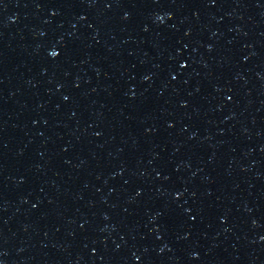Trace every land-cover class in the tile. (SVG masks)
Wrapping results in <instances>:
<instances>
[{
	"label": "water",
	"instance_id": "water-1",
	"mask_svg": "<svg viewBox=\"0 0 264 264\" xmlns=\"http://www.w3.org/2000/svg\"><path fill=\"white\" fill-rule=\"evenodd\" d=\"M0 264H264V0H0Z\"/></svg>",
	"mask_w": 264,
	"mask_h": 264
}]
</instances>
